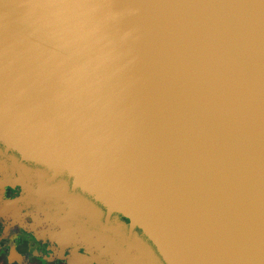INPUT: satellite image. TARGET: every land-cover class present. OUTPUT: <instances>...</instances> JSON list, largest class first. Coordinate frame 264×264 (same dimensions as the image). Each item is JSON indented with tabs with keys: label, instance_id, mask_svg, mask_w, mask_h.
<instances>
[{
	"label": "water",
	"instance_id": "1",
	"mask_svg": "<svg viewBox=\"0 0 264 264\" xmlns=\"http://www.w3.org/2000/svg\"><path fill=\"white\" fill-rule=\"evenodd\" d=\"M10 165L96 264H264V0H0Z\"/></svg>",
	"mask_w": 264,
	"mask_h": 264
},
{
	"label": "flooded vegetation",
	"instance_id": "2",
	"mask_svg": "<svg viewBox=\"0 0 264 264\" xmlns=\"http://www.w3.org/2000/svg\"><path fill=\"white\" fill-rule=\"evenodd\" d=\"M18 173L12 165L6 171L0 169V183L5 184L2 201L21 197L23 188L17 184ZM71 200L37 197L28 201L22 211L13 210L7 218L0 217V264H96L90 260L89 231L79 235L74 224L78 222L88 229V219L72 221L67 234L58 221L73 219ZM120 221L129 227L128 219L120 217ZM134 233L138 235L137 228ZM12 244L14 251L10 249Z\"/></svg>",
	"mask_w": 264,
	"mask_h": 264
},
{
	"label": "bare ground",
	"instance_id": "3",
	"mask_svg": "<svg viewBox=\"0 0 264 264\" xmlns=\"http://www.w3.org/2000/svg\"><path fill=\"white\" fill-rule=\"evenodd\" d=\"M61 220V219H60ZM60 220H58V221H60ZM62 221V220H61ZM69 224H70V222H68ZM75 224V226H76V228H78V230H81V229H83V225H81V224H78V222H75L74 223Z\"/></svg>",
	"mask_w": 264,
	"mask_h": 264
}]
</instances>
